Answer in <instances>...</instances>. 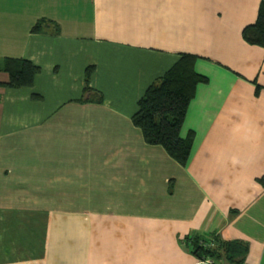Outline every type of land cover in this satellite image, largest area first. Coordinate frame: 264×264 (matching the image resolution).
Here are the masks:
<instances>
[{
    "label": "crops",
    "instance_id": "0c3cea01",
    "mask_svg": "<svg viewBox=\"0 0 264 264\" xmlns=\"http://www.w3.org/2000/svg\"><path fill=\"white\" fill-rule=\"evenodd\" d=\"M261 3L0 0V59L41 68L0 71V264H204L186 238L212 233L264 264V47L243 38ZM181 53L209 79L185 166L133 122Z\"/></svg>",
    "mask_w": 264,
    "mask_h": 264
},
{
    "label": "trees",
    "instance_id": "16d2710c",
    "mask_svg": "<svg viewBox=\"0 0 264 264\" xmlns=\"http://www.w3.org/2000/svg\"><path fill=\"white\" fill-rule=\"evenodd\" d=\"M50 23L53 21L39 20L32 27V32L40 33ZM243 38L251 45L264 47V0L257 21L243 30ZM198 58L195 54L181 53L177 62L147 88L133 116V122L143 131L145 141L150 145L162 146L182 166L189 160L195 135L191 132L187 138H183L181 130L198 85L209 81L195 70ZM0 71H5L10 76L9 81L4 83L5 86L18 88L33 86L41 68L26 59L6 58L0 59ZM91 73L92 68H89L85 93L93 92L90 87ZM95 93V99L86 100L102 103L103 95L98 91ZM186 244L199 260L212 259L215 264H244L248 252L246 243L225 240L217 233L186 238Z\"/></svg>",
    "mask_w": 264,
    "mask_h": 264
},
{
    "label": "built area",
    "instance_id": "2783aa9c",
    "mask_svg": "<svg viewBox=\"0 0 264 264\" xmlns=\"http://www.w3.org/2000/svg\"><path fill=\"white\" fill-rule=\"evenodd\" d=\"M202 263H204V264H215L212 259H206V260L202 261Z\"/></svg>",
    "mask_w": 264,
    "mask_h": 264
}]
</instances>
